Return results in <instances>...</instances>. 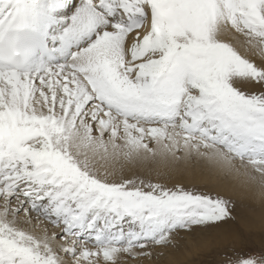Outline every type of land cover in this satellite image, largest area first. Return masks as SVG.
I'll list each match as a JSON object with an SVG mask.
<instances>
[{
	"label": "snow or ice",
	"instance_id": "1",
	"mask_svg": "<svg viewBox=\"0 0 264 264\" xmlns=\"http://www.w3.org/2000/svg\"><path fill=\"white\" fill-rule=\"evenodd\" d=\"M37 5L0 0V264L135 261L177 230L235 220L218 193L128 167L243 168L264 197V60L224 38L264 57V0H78L62 37L74 51L33 69L14 34ZM33 219L42 232L20 226ZM220 264H264V251Z\"/></svg>",
	"mask_w": 264,
	"mask_h": 264
},
{
	"label": "bare ground",
	"instance_id": "2",
	"mask_svg": "<svg viewBox=\"0 0 264 264\" xmlns=\"http://www.w3.org/2000/svg\"><path fill=\"white\" fill-rule=\"evenodd\" d=\"M77 3L78 0H38L34 20L22 29H28L44 37L48 41L49 49L53 51L54 59L47 61L40 57H31L27 60L31 68L36 69L62 64L74 51L76 42L67 41L65 43L62 37L69 28L70 18L75 12ZM242 36V34L229 29L224 38L237 46L242 54L255 63L260 64L264 60V57L260 55L258 50L247 49L244 43L245 38ZM105 135L107 136V134ZM134 169H141L144 175L153 176V179L157 177V171H160L161 173H167V176H161V180L163 179L164 181L166 179V181L182 182V184L185 182L187 185L198 183L203 188L216 193L223 190L225 194L233 198L240 197L247 199V202H244L243 206L253 207L252 204H257L261 206L260 210H264V197L259 194V186L250 183L249 176L245 174V170L242 168L239 173L226 174L217 168L209 166L205 161L193 159L188 163L180 162L175 166L174 170H169L162 164L150 163L144 168L128 167L124 174L130 173ZM168 182L170 183V181ZM20 215L23 219L24 214L21 213ZM229 223H232V221L229 220L227 223L220 224L217 227L224 229ZM34 225H36L38 233L42 232L45 228L44 222L41 221L37 224L35 219L32 220L31 224L21 223L20 226L31 231ZM46 227L49 235L54 231L59 232L58 228H52L51 225H47ZM192 231L177 230L173 234L172 242L169 245L166 247H154L151 258H137L133 261L121 257L118 264H211L219 261V254H225V252L216 251L217 248L227 243L226 241L230 239L233 241L235 238L232 235L228 236L220 233L221 237L215 244L204 246L215 236V233L211 229L206 230L207 232L202 229L197 230L193 234ZM194 234L196 235L193 236ZM231 250L235 251L237 249L232 248ZM101 264H103V261H101Z\"/></svg>",
	"mask_w": 264,
	"mask_h": 264
},
{
	"label": "rangeland",
	"instance_id": "3",
	"mask_svg": "<svg viewBox=\"0 0 264 264\" xmlns=\"http://www.w3.org/2000/svg\"><path fill=\"white\" fill-rule=\"evenodd\" d=\"M236 163L237 165H239L238 160L236 161ZM123 175L125 178L138 177L139 179H150L152 182L165 183L167 184V186H172V184L174 183L182 184V182H175L171 180L166 181V179L164 181L163 179L161 180V177H156L153 179V176H151L152 177L151 178L150 175L148 174L144 175L141 169L140 170L134 169V171L130 173H126V174L123 173ZM256 175L258 176V174ZM168 181H170V183ZM250 183L253 184L251 181ZM182 185L186 188L195 186V188L199 191L210 192L213 194L218 193L222 197L230 199L234 204L233 215L235 217V220H231L232 223L227 224L224 227V229H219L218 227L208 228L211 229L213 233H215V236L206 244H204V246L207 245L212 246L213 244H215V242L221 237L220 233H224L228 236L232 235L233 237H235L233 241L231 239L226 241L227 243L222 244L220 248H217L218 247L217 245L216 251L219 250L220 252H225V254L224 255L222 253L219 254V261L211 264H220V262L224 260L226 257L233 256L236 253H251L255 255V254H259L261 251H264V210H260L261 206L257 204H252L253 207L243 206V203L247 202V199L240 197L233 198L232 196L225 194L223 190L216 193L213 192L212 190L203 188L198 183L187 185L184 182ZM208 229H202V230H205V232H207L206 230ZM253 229H258V230H253ZM197 230H201V229L194 228L192 234ZM195 235L196 234H194L193 236ZM201 241H200V245H201ZM232 248H236L237 250L233 251L231 250Z\"/></svg>",
	"mask_w": 264,
	"mask_h": 264
}]
</instances>
